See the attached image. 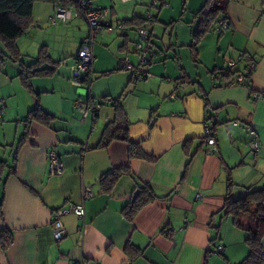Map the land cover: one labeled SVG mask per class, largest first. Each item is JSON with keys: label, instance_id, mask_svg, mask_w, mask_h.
Masks as SVG:
<instances>
[{"label": "crops", "instance_id": "obj_1", "mask_svg": "<svg viewBox=\"0 0 264 264\" xmlns=\"http://www.w3.org/2000/svg\"><path fill=\"white\" fill-rule=\"evenodd\" d=\"M128 1L92 0L94 6L107 9L103 23L113 25L114 30L99 33L92 45L89 81L79 86L71 83L65 66L73 65L88 34L83 17L73 19L71 15L63 20L56 5L41 1L33 5L32 24L23 41L35 51L46 46L51 62L42 67L52 71L32 77L31 89L22 84L21 107L11 97L2 101L22 129L18 139L14 138L10 161L0 159L4 161L0 165V229L6 227L12 233L9 247L4 251L0 246V264H204L207 251L219 245L222 254L211 252L208 264H237L248 252L245 236L237 233L242 230L222 213L227 192L237 198L249 187L264 186V97L252 95V91L264 90V0H226L229 28L205 41L215 30L220 13L196 44L195 14L204 0H182V11L190 9L195 22L194 29L183 34L189 51L185 60L174 51L173 34L166 52L157 53L161 28L154 23L158 18L146 20L155 55L149 67L151 76L141 80L118 67L120 58L134 54L138 26L131 20L144 19L149 11L143 0L124 6ZM160 1L157 10L168 4ZM69 7L76 9V5ZM50 16H55L54 22ZM68 20L70 27L78 25L73 35L75 50L69 55L63 42L57 56L53 55L46 35L56 38L54 31ZM174 24L175 20L169 22L172 28ZM23 36L16 44L21 61L29 64L38 53L23 52L19 42ZM240 53L256 62L251 88L218 74L228 59ZM129 58L136 63L133 55ZM16 66L18 75V63ZM107 96L112 102L119 100L123 115L117 123L126 128L129 141L139 143L152 160L129 156L128 142L120 137L101 145L104 128L116 124H111L115 117L112 102L97 112L94 130L91 119H82L75 107L77 100ZM36 105L54 116L49 125L23 120ZM205 121L212 126L216 153L205 151ZM246 127L253 129L260 143L257 151L250 147ZM49 150L62 161L60 174L50 171ZM13 165L15 172L11 173ZM124 166L131 174H120L105 190L103 173ZM143 183L159 197L128 219L124 207L136 184ZM86 186L92 196L84 198ZM79 202L84 204V217L64 213L60 218L65 234L55 239L53 212ZM239 219L244 222L246 216ZM129 248L138 251L134 254Z\"/></svg>", "mask_w": 264, "mask_h": 264}, {"label": "trees", "instance_id": "obj_2", "mask_svg": "<svg viewBox=\"0 0 264 264\" xmlns=\"http://www.w3.org/2000/svg\"><path fill=\"white\" fill-rule=\"evenodd\" d=\"M38 1L49 2L57 7H69L75 5L74 0H0V39L8 50L7 52L10 54V58L19 65L18 76L20 77L22 84L29 89H31L32 77L48 75L52 71V69L42 67L43 64L51 62L46 46H42L39 49L37 57L33 62L24 64L20 59V53L16 44V40L29 30L32 24L33 5ZM225 5L226 0H204L203 5L195 14L197 27L193 33L195 38L193 44H196V42H198V40L209 30L210 24L220 13H222L221 16L223 15L227 18ZM146 20L151 21V19H147L146 17L144 19L134 18L131 21L139 27L145 26ZM222 76L231 78L228 74ZM87 81L89 80L87 79ZM112 106L114 107L115 117L111 124H114V122L116 124L113 127L108 124L104 128L101 145H106L113 138L120 137L122 140L128 142L129 156L152 160L153 157L146 154L139 146V143L129 141L125 130L126 128L117 123L118 119H122L123 115L118 98L114 99ZM53 118L54 116L44 111L39 105H36L28 111L23 120L25 122L37 120L49 125ZM3 163L4 161H0V165ZM14 172L15 165L11 168V173ZM122 173L131 174V171L129 167L124 166L103 173L101 176L103 188L109 190L117 177ZM158 197L159 196L149 184H136L131 197L128 199L124 207L125 216L128 219H132L141 207L154 201ZM241 215L246 216L244 222L239 219ZM222 216L231 217L233 224L237 228L245 231L246 234L244 242L248 248V252L237 264H264V186L258 188L249 187L245 194L237 198H233L231 193L227 192L224 199ZM215 228L218 230L219 225ZM162 231H164L166 235H171L166 229H163ZM215 238L216 237L211 240L214 241ZM11 242V231L6 227H2L0 229L1 248L5 251ZM129 251L136 254L138 249L129 248ZM211 252L221 255L222 247L220 250L209 249V251H207V256ZM207 256L204 258V264H208Z\"/></svg>", "mask_w": 264, "mask_h": 264}, {"label": "built area", "instance_id": "obj_3", "mask_svg": "<svg viewBox=\"0 0 264 264\" xmlns=\"http://www.w3.org/2000/svg\"><path fill=\"white\" fill-rule=\"evenodd\" d=\"M76 9L70 7H58L57 12L63 20L70 18L71 15L82 16L88 23V34L82 39L79 48L76 53L74 64L70 67V81L74 85H81L85 83L89 77L92 69V63L94 60L92 45L95 42L98 34L102 31L111 32L114 30V26L103 23V19L107 15V9L101 6H94L92 0H74ZM150 6L160 7L157 5V0H152ZM147 19H152L151 15L146 16ZM50 19L54 22L55 16H50ZM119 27L120 23H116ZM229 28V22L223 15L218 19L215 26L217 33L223 32ZM137 37L134 42L133 52L137 55L138 60L136 63H132L129 55L126 54L118 61V67L121 69L130 70L132 77L135 80H141L151 76L149 67L153 61L155 52L152 48L150 31L145 26H139L136 29ZM240 65L243 67L239 68ZM256 66V62L245 53H240L236 58H230L226 61L225 65L219 70L220 75H230L231 81L237 84H242L251 88V74ZM254 98L264 97V90L252 91ZM112 98L102 97L91 101L77 100L75 107L81 111L82 119H91V130L96 128V114L99 109L108 103L112 102ZM3 105H0V114L3 112ZM237 124L236 121H234ZM247 133L250 137V147L253 151H257L260 147L259 141L255 137V133L251 127H246ZM203 137L207 143L205 151L207 153H216V139L212 130V126L209 122H203ZM48 159L50 163V171L52 174H60L62 171V161L56 155L53 150L48 151ZM83 197L87 198L92 196V191L88 186L82 189ZM200 198V194L196 195ZM72 212L79 218H83L85 215V208L82 202L70 203L63 208H59L53 212L52 219V231L55 239H60L65 234L64 226L61 222V216L64 213ZM219 245L216 250H220ZM83 264V263H79Z\"/></svg>", "mask_w": 264, "mask_h": 264}, {"label": "rangeland", "instance_id": "obj_4", "mask_svg": "<svg viewBox=\"0 0 264 264\" xmlns=\"http://www.w3.org/2000/svg\"><path fill=\"white\" fill-rule=\"evenodd\" d=\"M130 1H133V0H129L124 6L130 5L131 4ZM143 2L147 4L148 6L147 8L149 10V11H146L145 16L151 15L152 17H154L156 15L158 19L157 21H155L154 24H156L157 27L161 28V33H159L160 37H158L157 39V45L159 47L157 53L162 54L166 52L165 50L168 48L170 44V34L171 35L173 34L172 44L174 46V51L176 50L177 52H179L180 56H182L185 60V58L188 56L189 51H188L187 44H185V41H183L185 40L183 37V34L185 31L190 32V29L192 28L194 29L195 27V22L193 21V18H192V15H193L192 11L190 9H186L182 11V0H167L168 4L165 6H162L160 10H157L158 6L157 7L150 6V3L152 2V0H143ZM117 3L119 2L117 1ZM157 5H161L160 0H157ZM142 8L143 6H139V10H142ZM75 17L76 16H74L73 19H75ZM171 20H175V24L173 28L169 25V22ZM69 21L71 20H68V22H65L66 24L64 23V26L56 28L57 30L54 31V34L57 36L56 38L50 36L49 33L46 35V38L51 42V46H52L51 50L53 52V55L57 56L58 49L60 50V46L58 45L60 43L63 44V42L65 44L64 50L66 52H69L68 53L69 55L73 53L75 50V38L73 37V35H75L74 34L75 31L77 32L76 29L78 25L74 24L73 26L70 27L69 23L71 22ZM79 21L80 23H82L81 20ZM84 25H85V28L87 29V32H86L87 34L89 31V26L85 20H84ZM82 26H83V23H82ZM48 32H51V31L48 30ZM99 35L100 34H98L97 36L98 38H99ZM209 35L213 37H217L218 34L215 30H213V32H209L205 38L206 39L205 41L210 40ZM24 37L26 36H23V38H21L19 41L20 43L22 42L21 45L23 44L22 46V49L24 50L23 52H26L25 50H27V52H29V50H32L35 54L38 53V49H36L35 51V47L31 48L29 46V42L23 41L24 39H26ZM177 37H179L180 41H178ZM206 50H208V48H206ZM7 51L8 50L4 46L2 40L0 39V100H1L0 105H3L2 101H4V99L7 100L8 97H11V100L13 101V103L16 102L17 106L19 103V106L21 107L22 101L24 99L23 94L25 92L21 88L22 83H21L19 76L16 75L17 74L16 67H18L16 66L17 62L13 61L10 58V54ZM129 55H133L135 57V60L136 61L138 60L137 55H134L133 53L131 54L129 53ZM68 58L70 59V62H71L72 58L70 56ZM65 67H66V70H70L69 67L71 66H68V67L65 66ZM1 94L3 97H1ZM2 108H3V112H2V115H0V159L2 160L8 159L10 161L12 150L14 149L16 145L15 139L17 140L19 137V134L22 129V125H21L22 123L17 118H14V117H11V115H8V113L12 114V112L8 110L7 106L3 105ZM13 109H14V105L12 106V110ZM17 125H19L18 133H16L17 128H18ZM15 136L17 137L15 138ZM237 233H242L243 238L246 235L245 231L243 230L241 232L239 230V232ZM237 245H238L237 243L232 245L233 250H235L238 247ZM212 264L214 263L212 262Z\"/></svg>", "mask_w": 264, "mask_h": 264}]
</instances>
